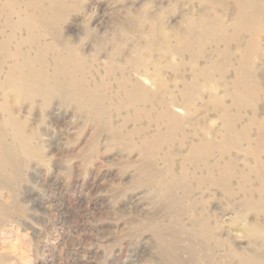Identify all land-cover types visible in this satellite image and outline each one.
I'll list each match as a JSON object with an SVG mask.
<instances>
[{
    "label": "rangeland",
    "instance_id": "1",
    "mask_svg": "<svg viewBox=\"0 0 264 264\" xmlns=\"http://www.w3.org/2000/svg\"><path fill=\"white\" fill-rule=\"evenodd\" d=\"M79 1L82 10L60 17L55 29L44 32L34 28L31 31L37 38L34 42L21 43L27 32L16 24L17 18L22 17L17 15V10L11 12L8 7L0 16V41L9 40L10 44L5 48L8 55L17 43L23 54L28 52L32 56L41 49L42 68L48 71L46 83L50 88L56 83L51 76L53 58H57L61 68L60 81L68 76V62H81L75 64L74 76L82 84L83 91L81 105L73 98L69 100L53 92L43 98L24 99L23 95L0 87V107L5 98L20 118L18 126L37 153L22 155L19 142L12 139L10 128L4 125L7 114L0 110V151L4 147L12 150L15 169L14 175L8 166L0 170V264H170L164 261L155 238L156 231L168 229L178 235L170 244L172 261L179 264H237L230 257V249L243 253L253 247L243 233L245 225L259 223L264 226V221H255L253 214L245 215L246 224L242 226L227 225L228 220L230 223L237 214L244 212L240 207L244 201L242 196L229 197L228 206L227 196L219 190L212 189L208 193L203 186L197 191L194 184L189 183L190 187L184 192H191L190 199L202 196L204 200L210 197L211 201L188 210L187 202L181 201L180 190H175L170 200L156 196L141 181L143 177L136 176L140 167L150 170L152 184L160 179L177 177L180 158H169L166 163L163 155L166 151L185 154L190 138L184 140L178 134L177 141L161 145L160 150L153 153L148 151V156L139 153L140 143L149 141L155 132L154 122L161 107L149 92L142 101L133 105L127 102L125 93L132 83L139 82L149 91L155 88L142 76L130 73L121 63L117 50L126 52L137 37L118 29L114 15L125 14L127 10H145L148 6L150 11L163 17L165 24L173 26L180 21V13L193 8L176 0H125L119 4L114 0ZM227 5L229 10L231 0H227ZM166 7L173 9L175 14L165 17ZM226 14L224 12L222 16L225 21L229 16ZM5 22L10 23L9 27ZM260 43L263 48L254 59L256 70H261L264 64V28ZM70 49L72 53L69 54ZM208 50L202 51L205 57L211 54ZM8 55L0 64V81L7 67L14 62ZM173 61L177 63L178 60ZM203 65L200 60L194 67L198 69ZM187 71L188 68L180 69V79L189 80ZM229 78L227 70L224 81H212L216 96L222 95V88L229 90ZM160 80L170 85L174 75L171 71H162ZM60 85L67 89L65 81ZM201 99L195 104L197 112L193 114V124L202 127L207 120L211 125L210 133L216 134L220 123L213 120L218 113L211 111L212 105L208 103V93L204 89ZM223 104L228 105L229 100H223ZM260 104L255 112L241 111L240 114L262 117V110H258ZM92 108L98 110L97 115L89 113ZM157 122L161 131L162 123ZM245 123L244 118L236 128ZM248 130L247 136L254 139L255 128L250 126ZM215 139L218 141L219 137L215 136ZM192 141L198 139L194 137ZM231 154L250 163L248 159ZM186 167L193 171L192 167ZM251 184H255L253 179ZM252 198L256 199L255 196ZM200 212L204 213L212 233L203 243L197 237L181 233V229H188V216H197ZM216 225H220L219 231L215 230ZM165 239L166 242L171 240Z\"/></svg>",
    "mask_w": 264,
    "mask_h": 264
},
{
    "label": "bare ground",
    "instance_id": "2",
    "mask_svg": "<svg viewBox=\"0 0 264 264\" xmlns=\"http://www.w3.org/2000/svg\"><path fill=\"white\" fill-rule=\"evenodd\" d=\"M176 1L186 2L193 10L180 13V21L173 26L165 24L163 17L150 11L148 6L145 10L128 12V6L125 5L124 8L127 10L125 14L115 13L114 15L117 16L118 29L126 30L137 37V41H133L126 52L123 53L122 49L117 50V54L121 55V63L130 73L142 76L155 88L154 91H149L139 82L132 83L130 90L125 91L127 102L133 105L136 101H142L145 93L149 92L157 99L161 107L157 120L154 122L155 132L149 141L140 143L139 153L144 157L148 156L150 153L148 151L153 153L161 145H169L177 141L178 134H181L184 140L190 138L185 154L166 151L163 155V162L166 163L169 158H180L177 177H171L169 180L160 179L152 184L149 178L150 170L140 169V167L137 169L136 176L143 177L141 181L149 186L156 196L173 199L174 191L180 190L181 201L187 202L188 210L211 201L210 197L204 200L202 196L196 200L190 199L191 192L189 190L184 192L190 187L189 183L194 184L197 191H200L203 186L208 193L212 189L219 190L227 196L228 206L229 197L242 196L244 201L240 207L244 209V212L237 214L230 223L228 220V226L237 228L246 224L245 215L247 214H253L255 221L258 219L264 221V64L261 70H256L254 61L263 48L260 43V34L264 28V0H231L229 10L227 0ZM123 2L125 0H114L115 4ZM81 4L79 0H2L0 16L8 7L11 12L17 10V15L22 17L17 18L16 24L27 32V37L21 39V43L34 42L37 39L36 35L31 33L34 28L44 32L47 29H55L60 17L68 13H78L82 10ZM195 7L198 9L195 10ZM165 10L167 11L165 17L175 14L173 9L166 7ZM224 12L229 15L226 14L228 16L226 21L222 18ZM9 25V22H5L6 27ZM9 44V40L0 41V64L7 58L8 53L5 48ZM207 48L208 51L211 50V54L205 57L202 51ZM68 53H72L71 49ZM154 54L157 55L156 58L153 57ZM184 56H187V60H184ZM8 57L13 58L14 62L7 67L0 81V87L3 90L9 89L15 94H21L24 99L43 98L45 94L53 92L55 95L66 96L69 100L73 98L83 105L82 84L74 76L75 64L78 65L81 62H68L66 64L69 66L68 76L66 75L60 81L61 68L56 62L57 58H53L51 76L56 83L50 88L46 83L48 71L42 68L44 60L41 49H37L31 56L28 52L23 54L17 43ZM175 59L178 60L177 63L173 61ZM200 60L204 65L196 69L194 65ZM182 68H188L189 80L180 79L182 76L179 72ZM227 70L230 73L229 90L222 88V95L216 96L212 81H224V73ZM162 71L173 73L174 80L170 81L171 86L160 80ZM64 81L67 83L66 90L60 85ZM203 89L208 93V103L212 105L211 111L218 113L213 120L220 123L218 130L215 131L216 134L210 133L211 125L204 118L202 127L193 124L192 117L197 112L195 104L202 100ZM225 99L229 100L228 105L223 104ZM4 101L0 110L7 114L4 125L10 128V136L14 141L19 142L22 155H36V151L21 131V126H18L20 118L13 109H10L5 98ZM259 102L261 104L258 110H262V117L255 118L248 115L243 117L240 114L241 111L255 112ZM89 113L97 115L98 110L92 108ZM244 118L245 125L237 129L236 124L241 123ZM157 121L162 123L161 131L156 124ZM250 126L255 128L254 139L247 136ZM215 136L219 137L218 141ZM194 137L198 139L197 142L192 141ZM231 153L248 159L250 163H244ZM11 155L12 150L9 147H4L0 151V170L8 166L14 175L15 169ZM225 156L226 159H224ZM239 163L243 165L240 166ZM186 166L192 167L193 171ZM196 172L200 175L196 176ZM251 179L254 180V185L251 184ZM206 220L203 212L197 216H188L186 223L188 229H181V233L197 237L198 241L203 243L212 235ZM220 229V225L215 226L216 231ZM243 233L248 236V241L253 243V247L247 248L243 253H239L235 248L230 249V257L235 259L237 264H264V226L259 223H248ZM177 236V233L171 229L155 232L157 247L166 263L179 264L177 261H172L170 255L172 251L170 244ZM165 238L171 239L170 242H166Z\"/></svg>",
    "mask_w": 264,
    "mask_h": 264
}]
</instances>
